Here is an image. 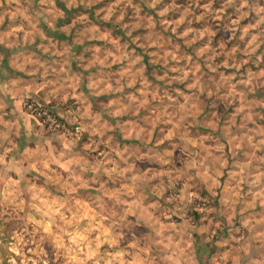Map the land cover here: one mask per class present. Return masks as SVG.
Listing matches in <instances>:
<instances>
[{"label": "rangeland", "instance_id": "rangeland-1", "mask_svg": "<svg viewBox=\"0 0 264 264\" xmlns=\"http://www.w3.org/2000/svg\"><path fill=\"white\" fill-rule=\"evenodd\" d=\"M47 4L54 8L57 21H66V16L83 21L86 37L95 32V40L105 49L118 52L104 68L128 74L133 69L135 86L143 89L136 102L149 104L135 110L134 116L166 119L161 128L172 129L175 123L177 131H193L195 126L183 121L187 119L249 118L262 124L264 134V0H47ZM61 4L86 9L67 14ZM141 50L151 57L149 63L139 59ZM30 105L56 116L61 126L52 125ZM72 106L56 110L28 101L24 108L38 119L44 133L75 139L86 134L91 141L87 128L93 129L89 124L96 111L87 118L78 104ZM206 106L212 109L205 110ZM123 112L119 117L127 116ZM93 151L88 150L82 187L77 174L71 188L63 187L57 164L56 174L55 168L41 164L0 175V264H173L176 254L170 252L176 247L185 251L192 241L201 242L200 232L187 236L190 223L185 218L197 219L206 211L203 194L195 198L188 192L178 204V194L186 191L179 190L181 181L168 180L157 194L152 188L146 193L153 203L160 200L158 205L148 210L137 204L128 207L123 200L130 195L120 185L126 179L112 174L111 158L105 155L102 165L107 168L100 170ZM120 164L125 166V160ZM172 165L171 161L165 165L168 172ZM116 182L125 197L116 196ZM183 261L190 262V257L183 255ZM199 264L213 263L210 259L203 263L200 255Z\"/></svg>", "mask_w": 264, "mask_h": 264}, {"label": "crops", "instance_id": "crops-1", "mask_svg": "<svg viewBox=\"0 0 264 264\" xmlns=\"http://www.w3.org/2000/svg\"><path fill=\"white\" fill-rule=\"evenodd\" d=\"M61 9L71 14L86 7L61 4ZM53 13L47 0H0V175L42 164L55 168L54 174L63 169V187L71 188L76 174L82 187L87 181L88 150H94L100 170L107 168L102 165L105 155L111 158L112 174L126 179L120 185L130 197L119 193L118 182L113 191L125 197L128 207L137 204L148 210L158 205L160 200L153 203L146 193L152 188L157 194L168 180L181 181L179 190L187 192L178 194V204L188 198V192L207 201L200 218H185L190 223L187 236L200 232L201 242L196 238L185 251L176 247L170 252L176 254L173 264H199L200 255L203 263L210 259L213 264H264L262 124L249 118L201 117L183 120L195 126L193 131H177L175 123L172 129L161 128L166 119L150 121L144 113L134 116L135 110L149 104L136 102L143 89L135 86L133 69L128 74L104 68V62H114L118 52L105 49L95 40V32L86 37L83 21L67 20V16L66 21H57ZM141 51L139 59L149 63L151 57ZM28 101L56 110L63 106L71 110L78 104L87 118L95 110L89 124L93 129L87 128L94 143L85 139L86 134L75 139L44 133L38 119L25 110ZM125 110L127 116L119 117ZM169 161L173 162L170 172L165 168ZM186 254L190 262L184 263Z\"/></svg>", "mask_w": 264, "mask_h": 264}, {"label": "built area", "instance_id": "built-area-1", "mask_svg": "<svg viewBox=\"0 0 264 264\" xmlns=\"http://www.w3.org/2000/svg\"><path fill=\"white\" fill-rule=\"evenodd\" d=\"M30 107H32L34 109V111H37L38 113L42 114L44 116V118L51 122L52 125H54L55 127H60L61 124L58 121L57 117L52 115L50 112H48L47 110L41 109L40 107H38L37 105H30ZM79 128V127H78Z\"/></svg>", "mask_w": 264, "mask_h": 264}, {"label": "trees", "instance_id": "trees-1", "mask_svg": "<svg viewBox=\"0 0 264 264\" xmlns=\"http://www.w3.org/2000/svg\"><path fill=\"white\" fill-rule=\"evenodd\" d=\"M2 224V222L0 221V225Z\"/></svg>", "mask_w": 264, "mask_h": 264}]
</instances>
